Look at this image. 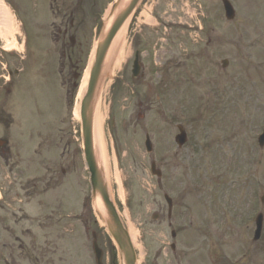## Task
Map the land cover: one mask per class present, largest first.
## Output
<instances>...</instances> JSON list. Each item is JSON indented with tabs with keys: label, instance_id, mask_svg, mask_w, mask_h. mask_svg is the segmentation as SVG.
<instances>
[{
	"label": "rangeland",
	"instance_id": "rangeland-1",
	"mask_svg": "<svg viewBox=\"0 0 264 264\" xmlns=\"http://www.w3.org/2000/svg\"><path fill=\"white\" fill-rule=\"evenodd\" d=\"M4 1L10 10L11 24L7 29L0 25V42L5 44V47L11 43L13 46L10 48L20 50L21 31L18 30V18L15 17L12 8L16 0ZM18 1L22 3L27 0ZM232 1L235 4L231 2L236 17L231 22L221 20L224 18L221 0H200L202 7L199 6L197 0H188V2L184 0L182 5L178 6L175 3L172 8H167L169 13L176 15L173 18L182 21V25L175 24L172 30L167 32L169 36L167 48L163 46L157 59V64L160 61V67H165L175 61L168 59L172 52L176 53L179 58L181 57L177 47L180 43L179 39L187 34H190L191 38L195 37V32L191 30L192 28L195 30L199 25L206 7L208 9L206 22H215V36L213 37L215 38V54H212L211 48H209L211 43L208 44L209 49L207 48L201 57L192 56L190 45H184L183 47L187 48L188 54L192 57L181 64L179 73L168 82L169 87L175 86V89H179L177 92L178 101L184 100L186 104L192 106V112L199 108L197 115L188 118V124L191 127H195L194 120L201 121L202 117H215L214 109H209L215 91L218 94L215 107L222 106V104L228 105L233 100L232 107L224 106L226 108L225 119L210 121L212 124L215 123V137H213L215 154H210L206 159H197L195 158L196 153L187 149L181 154L180 161L169 163L165 168L169 177L176 181L186 182L188 186L187 191L183 194V199L176 203L175 210L178 207L187 206L185 219L192 216L198 222L202 214L196 200L200 201L199 198L208 197L211 194L208 192V188H213L215 191V199H217L214 203L218 206H216L217 209H220V213L225 204L237 209L241 218L257 208L264 214V200L261 199L264 196V148H259L251 140V144L248 142V136L250 139L251 132L256 131L257 125L263 121L261 115L264 112V0ZM155 2L156 0L142 2L138 8V11L143 12L141 17L151 10L150 7ZM169 2V0H157V3L152 7V12L156 11L154 14L160 16V20H166L161 17L160 12L166 9ZM16 13L23 24L22 15L27 17L23 32L29 46L44 47L43 59L51 58L52 63L56 56L55 47L45 44V36L41 30L44 27L43 21L34 19L29 13H23L20 10H17ZM168 17V15L165 16V18ZM149 20L147 21L149 27L145 32L147 42L156 36L154 33L157 30L156 28L152 31L151 26L154 22ZM158 24L161 25L160 22ZM140 28L141 25L137 24L136 30L138 31ZM15 38L21 39L20 45L13 44ZM125 47L123 57L124 61H127L130 56L128 53L129 42ZM197 55L199 54L197 53ZM145 57L146 55L142 54L141 58ZM223 59H226L229 65L231 64L226 70L221 67ZM77 60L79 61V65L76 62L77 72H79L84 65L85 57L77 58ZM210 60L214 62L211 65L215 68L217 78L215 82ZM245 61H249V65ZM239 66L243 67V71ZM57 67L58 60L55 59L53 67L51 68V64L49 67L48 87L55 79L54 74L57 73ZM157 68H159L158 65ZM36 74L38 78H42L46 75V71L42 68ZM237 76L241 79H235ZM252 79L257 82L256 86L252 84ZM145 81L147 82V75ZM246 87H248L247 90ZM40 88L41 84L28 86L26 93L27 100L32 105L30 111L34 115L29 118L32 128L41 124L40 119L36 118L38 117L36 115L37 108L45 112L38 106L46 99ZM141 89L146 90L144 87ZM227 91L233 92L232 99L229 95H224ZM147 92L152 105L149 109L145 105L139 107L140 111L146 109L143 118L131 114L133 109L138 108L137 106L129 105L126 101L122 104L128 107H121L116 99L115 109L117 115L121 116V122L117 121L118 127H115L113 123L109 130L110 134H107L106 129L104 134L106 159L111 170H115L123 184L122 200L119 199L115 191L112 192V195L132 221V227L138 239L136 245L138 247L141 243L143 245L141 246L143 248H139L143 254L142 264H151L150 261L155 260L156 257L160 263L162 260L165 261L166 258L162 254L158 256L157 251L161 245L166 246L170 241L165 215H160L156 221L151 220L152 214L163 210L165 203L159 190L149 191V188L153 189L154 181L151 180L147 160L144 159L147 154L141 143V138L146 130L152 131L151 135L153 133L157 142L161 143L157 155L163 159L162 154L165 155L166 149L170 148L172 143L171 141L166 143L167 133L161 132L165 130L167 122L163 116H160L161 107L154 102L155 90H147ZM170 92L171 89H167L164 98L166 102L172 99L167 102V105L169 108L171 107L173 113L176 106L179 108L180 105L179 102L173 100ZM207 102L209 107L206 106ZM165 112L167 114L165 116L169 118L168 108ZM110 116L111 114L108 116L105 126L108 124ZM12 118L13 125L17 126L21 117L12 111ZM177 119L181 120L179 117ZM189 126L187 125L186 129L190 133ZM41 128L38 127V129ZM232 128H236V132H231ZM25 129L28 130L29 126L27 125ZM54 131L55 137L50 140L45 139L46 132L38 137V131H34L31 139L26 137L25 132H21L20 134L26 137V145L29 144L28 149L32 148V142L36 140L34 146H38L35 148L38 150L37 154H27L26 159L22 162L19 157L22 158L25 151H33L23 149L19 156L12 153V158L9 159L10 163L22 162L20 168L10 167L13 164L0 167V254L13 264H36L38 261L43 264H67V258L68 264H87V257H89L87 245L89 247V244L85 241L84 236L88 235L90 243L91 238L90 233H84V228L87 227L90 232H96L100 236V242L106 240L100 225L93 221L88 174L84 168L79 148L78 122L74 120L73 124L70 118L68 121H58ZM119 131L121 138L118 144V155L115 145ZM197 131H192L197 134L196 137L192 134L194 139L197 142L199 139H205L204 132L200 129ZM248 131L250 132L248 133ZM209 136L211 137L210 134ZM244 143L249 144V148L243 147ZM260 152L261 155L255 163L249 162V156L252 153ZM192 165L194 175L191 177L187 171L188 167ZM20 171L22 176H27L28 179L14 184L12 178L20 177ZM195 181L199 184L193 186ZM21 183L23 188L20 186ZM149 184L152 185L149 186ZM113 186L114 189L118 188L115 184ZM67 187L70 188L67 190ZM89 215H91L92 221ZM205 216L206 226L215 227L209 231L215 232V260L219 258L221 261L218 264H231V259H237L239 254L244 251L243 249L247 247H250L247 249L248 258L238 264H264V258L260 257V254L264 252V232L261 237L262 241L259 243L250 242L252 226L245 230L242 227L236 228L232 225L228 215H220V218L217 219L213 212H206L204 209L203 217ZM184 221L183 223L178 221V226H175L180 230L182 236V248L191 258L193 255L189 250L195 249L199 244L193 245L195 242L188 239L190 234L193 237L197 234V239L204 242L206 238L203 235L208 231H204L200 227L195 228L193 225H188L187 220ZM235 234L237 237H234ZM247 243H250V246ZM81 245L82 247H80ZM259 245L263 249H257ZM186 246L189 248L187 252ZM105 248V262L119 264L116 256L112 255L109 246L107 245ZM173 260H175L174 256ZM213 260L210 257V259L204 260L203 264H211L210 262ZM0 264H4V262L0 260Z\"/></svg>",
	"mask_w": 264,
	"mask_h": 264
},
{
	"label": "water",
	"instance_id": "water-1",
	"mask_svg": "<svg viewBox=\"0 0 264 264\" xmlns=\"http://www.w3.org/2000/svg\"><path fill=\"white\" fill-rule=\"evenodd\" d=\"M116 29V26L112 29V32ZM107 48V46H106ZM105 47H101V45L98 48V51L96 53L95 57V64L92 70V79L93 82L90 87V94L92 95L93 89L95 86V77L94 74H98L100 72L104 57H105ZM91 97H88L86 101L84 102L83 105V113H82V119H83V133H84V141L86 145V160L89 166V170L95 174V187L98 189V180H97V172L98 170V165L96 163V160L93 156L92 149L89 146L90 142V133H91V106H90V101ZM105 196H107L106 192H104ZM110 228L113 231V234L119 241V246L121 247L122 251L124 252L125 257L127 258L126 264H134L133 257L132 255L128 252L126 245L128 244L124 239L122 238L120 232L117 230L115 226V222H113L112 219H110L109 222Z\"/></svg>",
	"mask_w": 264,
	"mask_h": 264
},
{
	"label": "bare ground",
	"instance_id": "bare-ground-1",
	"mask_svg": "<svg viewBox=\"0 0 264 264\" xmlns=\"http://www.w3.org/2000/svg\"><path fill=\"white\" fill-rule=\"evenodd\" d=\"M10 24H11V15H10L4 1L0 0V25L4 26L7 29L10 26ZM121 33H122V31L118 33L119 37H120ZM117 45H118L117 43L114 44L113 48L111 50V54H110V60L111 61L114 59V57L116 55ZM83 87H84V85H83ZM99 108H100V105L97 102L95 112H94V117H93V143H94L93 146L95 147L97 154L99 156L100 164L103 166V168L105 170V174H106L105 178H106V180L110 181V170H109V166H108V163H107L105 155H104L103 136H102V113L100 112ZM117 192L121 193L120 187H118ZM97 204L100 206V208H103L101 202L98 201ZM98 205H96V204L94 205V208L97 211H98ZM129 232L132 235L133 240H135L134 232L131 230H129Z\"/></svg>",
	"mask_w": 264,
	"mask_h": 264
},
{
	"label": "flooded vegetation",
	"instance_id": "flooded-vegetation-1",
	"mask_svg": "<svg viewBox=\"0 0 264 264\" xmlns=\"http://www.w3.org/2000/svg\"><path fill=\"white\" fill-rule=\"evenodd\" d=\"M65 9H66V7L64 5H61V6L60 5H57L56 6V11H57L58 14H64L65 13ZM63 22H65V20H63ZM70 25H72V24H70ZM70 32H71V30L68 31L67 29H65V33H63V35H62L63 38L65 39L66 36L68 35V33H70ZM78 32H79V29L78 28H75L74 29V34L76 35ZM83 36H84V38H86L85 35H83ZM62 49H63V51L65 50L64 49V46H63ZM4 68H5V71H7L8 75L10 77H12V71L13 70L12 69H8V66L7 65ZM3 94H4V85L0 82V96L3 95ZM4 105L5 104H0V119H3L4 121H7V120H10V118H9V115L6 112H4ZM6 129H7V126H6L5 130Z\"/></svg>",
	"mask_w": 264,
	"mask_h": 264
}]
</instances>
